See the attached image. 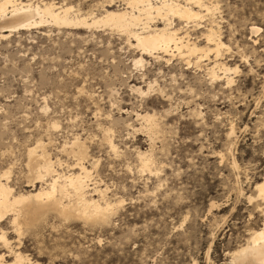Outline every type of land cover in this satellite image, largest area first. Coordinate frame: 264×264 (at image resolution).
Listing matches in <instances>:
<instances>
[{"label": "rangeland", "instance_id": "1", "mask_svg": "<svg viewBox=\"0 0 264 264\" xmlns=\"http://www.w3.org/2000/svg\"><path fill=\"white\" fill-rule=\"evenodd\" d=\"M45 1L98 17L107 5L127 6ZM204 2L216 6L213 15L202 11L204 19L189 27L173 22L202 47L209 26L220 31L229 49L219 61L239 69L229 85L222 73L214 82L207 75L216 54L202 58V67L194 56L167 55V64L141 55L133 39L109 27L46 26L0 39V176L9 174L1 182L14 195L47 188L57 176L36 178L42 151L56 172L78 173L64 150L78 139L87 147L90 188L107 187L105 200L114 204L109 222L45 211L19 231L7 213L0 230L32 264H230L229 253L261 224L248 197L264 178V0ZM155 79L166 92L134 91ZM137 114L155 116L152 135ZM138 153L150 155L151 171H143ZM7 250L0 239V255L12 263Z\"/></svg>", "mask_w": 264, "mask_h": 264}, {"label": "bare ground", "instance_id": "2", "mask_svg": "<svg viewBox=\"0 0 264 264\" xmlns=\"http://www.w3.org/2000/svg\"><path fill=\"white\" fill-rule=\"evenodd\" d=\"M113 1L111 0L110 3H113ZM120 1L127 5L126 8L113 10V5H107L104 7V13L98 17L94 16L92 12L88 14H80L77 11L73 12L75 10L70 7L71 5L55 4L54 1L46 2L45 0H39V2L37 1L38 3H31L29 0L30 3H24L22 0H0V39H8L12 36L11 33L16 31L43 28L46 26L68 29L109 27L127 36L129 41L133 39L136 42L135 47L142 52L141 55H148L151 58L154 57L156 61L163 60L167 64L170 61V58L165 59L167 55L172 58L178 56L181 59H185V57L189 59L190 56H194L197 58L195 64L199 67L201 66L200 62L202 58L208 57L209 53L216 54V59L213 60L215 61L214 65L211 67L206 65L207 75L214 82L222 79L220 78V74L222 73L227 80V84L232 83L230 74L238 73L239 69L237 67L233 69L224 62L219 61L220 57L224 54H222L223 50L229 49L222 41L220 31L214 28V26H209L206 33L202 34L206 44L202 47L197 42H194L197 38H190L188 33L190 29L187 30L188 32L183 30V35L181 30L184 27L175 28V23L173 22L174 18H177L179 21L186 22V26H188L190 23L195 24L198 19H204L201 14L202 11L213 15L214 13L212 14V12L216 10V6L214 7L211 2L210 6L204 0H157L156 2H154L155 0ZM206 13L205 15H207ZM259 30L258 27L253 26L250 31L252 35H255L259 33ZM173 53H177V55L174 56L175 54ZM141 57L135 61L136 66L143 65L142 63L144 62ZM190 61L187 62V65ZM174 76H171V78ZM156 80L149 82L147 90L141 87H134V91L142 96L150 95L155 90L162 94L164 89L161 86L157 87L158 83ZM137 118L146 123L145 127L151 135L152 132L156 131L158 124L156 123L154 115L137 114ZM54 128H58V126L54 125ZM233 133L234 128L231 129L229 136L233 135ZM113 144L110 141V146L115 150V144ZM43 146L44 143L41 147ZM35 150L36 148L30 150V157L32 156L33 158V155L35 156L37 152ZM64 150L75 157V168L79 172L68 175L56 172L57 170L54 169V166H56L55 163L46 157L42 151L43 158L40 156L42 165H40L39 169L36 168V178L41 179L43 174L50 175L51 173L57 176L52 178L47 188H40L38 190L33 186L30 192L14 195L12 192L13 189L10 188L11 186L1 182V177H7L9 174L5 173L0 176V221L7 213H12L13 225L17 227L18 231L21 230V223H29L31 219L35 221L38 215L45 211H54L62 216L75 214V216L78 215L82 219L104 223L110 221L114 211V204L110 203L111 201L105 200L106 191L108 190L107 187V190L100 189L98 188L99 186L97 187L95 185L90 188V172L86 169L87 166L83 165L84 160L88 156L85 143L76 139L68 150ZM44 153L46 154V152ZM138 154L143 171H151V166L154 163L151 164L150 155L147 153L149 155L148 157L146 153ZM32 158L31 160H33ZM232 164L236 169L238 168L236 160H233ZM32 169L34 171V168ZM89 191H93L95 195H99L104 202L101 203L100 201L94 200ZM69 198L73 199L74 203H65V200ZM248 199L262 217V222L260 225L249 229L245 244L229 253L228 257L231 258L230 264H264V178L256 184L254 194L249 196ZM0 239L3 241L4 246L9 249L7 251H10L13 256L12 263H8L5 259L6 256L1 254L0 264H32L25 255L11 248V243L6 239V235L2 230H0Z\"/></svg>", "mask_w": 264, "mask_h": 264}]
</instances>
